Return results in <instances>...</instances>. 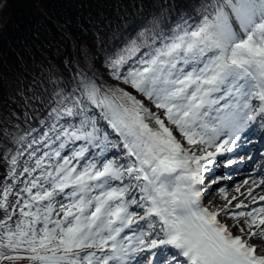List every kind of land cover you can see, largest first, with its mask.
I'll return each mask as SVG.
<instances>
[{"label": "snow or ice", "instance_id": "obj_1", "mask_svg": "<svg viewBox=\"0 0 264 264\" xmlns=\"http://www.w3.org/2000/svg\"><path fill=\"white\" fill-rule=\"evenodd\" d=\"M109 68L144 99L86 79L80 97H61L57 122L79 119L28 145L50 150L29 153L18 212L3 192L0 264H264L248 243L264 238V179L247 191L254 206L234 196L215 211L200 187L258 117L264 128V0H206L198 22L130 41Z\"/></svg>", "mask_w": 264, "mask_h": 264}, {"label": "trees", "instance_id": "obj_2", "mask_svg": "<svg viewBox=\"0 0 264 264\" xmlns=\"http://www.w3.org/2000/svg\"><path fill=\"white\" fill-rule=\"evenodd\" d=\"M205 2L9 0L11 17L0 29V199L9 189V211L16 207L18 212L16 193L29 179L23 169L34 166L35 157L29 153L37 147L41 151L36 156L50 150L28 145L42 140L52 124L66 126L79 119L62 116L57 122L52 109L62 107L61 97H80V82L85 79L103 90L118 86L138 96L113 79L110 61L132 40L169 34L185 21L198 22ZM4 215L0 209V218Z\"/></svg>", "mask_w": 264, "mask_h": 264}, {"label": "bare ground", "instance_id": "obj_3", "mask_svg": "<svg viewBox=\"0 0 264 264\" xmlns=\"http://www.w3.org/2000/svg\"><path fill=\"white\" fill-rule=\"evenodd\" d=\"M253 103L254 104H256V103H258V101H253ZM258 120H260V118L258 117L257 118V121ZM255 128L251 125V127L247 130V133H250V132H253V130H254ZM262 144H264V137L262 138V141H260L259 142V144L257 145V146H260V145H262ZM253 147V144L251 145V147L250 148H252ZM260 153V152H259ZM112 154V153H111ZM258 154V152L257 153H255V156H259V155H257ZM259 157H262V156H259ZM214 164H216V162L214 161L213 162ZM259 164V163H258ZM253 166V165H252ZM259 167L260 168H264L262 165H259ZM253 179H255V178H250L249 180L250 181H248V184H245V185H240V184H238L236 187H232L231 188V191L230 192H228V195H227V197L229 198V199H231L232 200V197H238L239 198V200L240 201H244V200H249V198L247 197V191H248V189L250 188V186H252L253 184H252V180ZM237 188H239L240 189V191L239 192H237L236 191V189ZM255 192H257L256 191V189H255ZM254 192V193H255ZM264 193V191H261V193ZM243 194V195H242ZM226 199L224 200V205H225V203H226ZM233 201H235V200H233ZM232 201V202H233ZM233 205H234V203H233ZM249 206H254V205H252V204H250ZM237 211H239V210H237ZM223 217H227V216H225V215H223V213L221 214V216L219 217V218H223ZM249 241H251V242H259V245H258V250L259 251H264V248H261L260 246L263 244V239L262 238H253V239H251V240H249Z\"/></svg>", "mask_w": 264, "mask_h": 264}, {"label": "rangeland", "instance_id": "obj_4", "mask_svg": "<svg viewBox=\"0 0 264 264\" xmlns=\"http://www.w3.org/2000/svg\"><path fill=\"white\" fill-rule=\"evenodd\" d=\"M11 15H10V7H9V0H0V29L3 27V25L9 21ZM144 98H142L141 100H143ZM145 104L148 106V107H152L151 103L148 102V101H145ZM153 110L155 111V109L153 108ZM99 124L101 125V127L105 130V126L107 125L106 123H104L102 120L99 121ZM107 131L110 133L111 132V129L108 128L107 126ZM71 150V148L69 149ZM66 151V150H65ZM64 154V152L62 153V155ZM219 199V198H218ZM216 202H213L214 204L218 203L217 206L219 209H222L224 208V205H222V202L221 201V198ZM213 204V205H214ZM222 219H225L228 223H230V225H234L236 223L235 220L229 218V217H223ZM234 231H236L235 228H232ZM256 245H258L259 243H255ZM263 255H264V251L261 252ZM18 262V261H17ZM15 262V264L17 263Z\"/></svg>", "mask_w": 264, "mask_h": 264}]
</instances>
